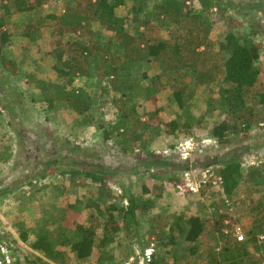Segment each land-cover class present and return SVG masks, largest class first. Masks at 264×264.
Listing matches in <instances>:
<instances>
[{"label":"trees","instance_id":"obj_1","mask_svg":"<svg viewBox=\"0 0 264 264\" xmlns=\"http://www.w3.org/2000/svg\"><path fill=\"white\" fill-rule=\"evenodd\" d=\"M49 1L0 0V72L3 83H15L7 85V92L20 89L24 80L40 94L47 111L64 107L76 116L75 122L81 126L88 123L87 118L91 113L95 114L91 97V89L95 88L100 100L101 117L106 107L113 112V120L100 126L104 142L114 140L123 154L133 153L140 148L141 152L147 153L146 158L152 160L153 168L164 167L168 158L172 160V155L162 156L148 148L145 139L149 134H145L151 130L155 120H141L137 113L138 99L157 107L161 92L165 88L173 91L171 99L177 101L183 114H178L170 122L161 120L154 127L164 126V135L169 136L189 135L195 124L200 125L198 118L189 111V103L195 98L198 88L210 89L212 93L215 87L219 88V100L215 101L217 105L210 102L209 110L219 107L226 115L225 121L212 131V135L221 142L228 133L252 130L257 121H261L258 117L259 111L264 110V91L258 95L253 92L261 74L262 47L250 40L252 35L239 37L236 33L227 32L219 40L218 49L214 48L211 34L215 19L211 15L214 9L222 12L220 0H73L59 15L47 13ZM151 2L153 7L150 10ZM124 6H131L130 23L128 16L121 15ZM16 16L20 17L18 21L13 20ZM222 21L225 23L226 19L222 17ZM128 24H134V34L127 30ZM16 28L19 29L17 34L11 31ZM163 28L167 31L166 38L155 33ZM44 29L49 34L48 50L43 51L44 58H48L46 62L41 61L43 55L40 48V57L36 60L4 61L5 52L14 45V36L19 35L22 43L41 46L46 36ZM151 67L155 69L150 71ZM154 70L158 72L150 75L149 72ZM154 112L152 116L158 118L159 112ZM139 130L143 132L138 133ZM159 134L155 133L154 138L164 136ZM227 143L219 144L226 147ZM212 146H217V143ZM209 147L201 144L197 149L203 153ZM239 149L241 147L228 150L224 161L219 162V168L203 170L208 172L210 179L202 181L197 189L190 191L197 194L204 186H213L224 197L222 202L226 206L225 211H228L226 215L215 218L206 214L190 217L158 215L151 220L144 249L139 248V252L147 251L151 245L155 246V250L157 247L166 250L169 257L162 258L155 254L154 264H194L197 261H204L205 264L262 263L264 199L260 200V189L264 187V166L245 170L241 156L236 154ZM7 152L6 149L0 151V161L11 160L12 155ZM185 162L189 167L190 161ZM56 163L47 159L45 164L49 165H44L45 169L40 175L24 179L18 186H28L30 189L40 181L44 183L42 187L50 191V194L44 192L45 195L60 200L74 196L73 193L69 194L71 188L86 186L89 190L92 185L98 184L97 198L114 196L108 187L109 175L103 169L82 168L74 166L73 162L64 165ZM52 166H55L54 169H51ZM153 176L158 180L170 181L173 187L179 184L176 177ZM87 181L90 186L86 184ZM63 184L68 187H63ZM14 186L6 193L15 192L18 188ZM240 186L250 189L253 195H259L258 199L253 197L258 201L252 203L250 209V236L242 242L232 234L239 223L230 202ZM38 190L40 187L32 193ZM119 191L122 194L118 196L121 202L114 198L112 203L104 204L105 208L98 201L84 205L86 210H95L104 218L97 246L99 249L104 250L114 244L121 232L128 238H135L140 225L139 217L148 215L160 200L167 202L169 193L142 199L129 190ZM34 201L29 204L32 205ZM82 204L78 201L69 203L59 210L58 222H53L54 227L39 225L34 231L19 233L14 241L26 243L30 252L39 254L49 264H69L70 256L66 249L70 246L80 259H91L97 249L94 241L99 237L92 227L79 225ZM68 219L72 221L69 227L65 224ZM227 219L229 225L225 224ZM223 227L230 232L225 234ZM30 232L34 234V241L29 239ZM20 250L27 264H38L30 259L31 253H26L21 247Z\"/></svg>","mask_w":264,"mask_h":264},{"label":"rangeland","instance_id":"obj_2","mask_svg":"<svg viewBox=\"0 0 264 264\" xmlns=\"http://www.w3.org/2000/svg\"><path fill=\"white\" fill-rule=\"evenodd\" d=\"M4 1V0H2ZM6 1V0H5ZM73 0H50L46 5L47 13L60 14L63 12L65 6ZM75 1V0H74ZM221 10L214 9L212 17L215 19V27L211 34V39L214 48L218 49L219 40L227 33H236L239 37L251 36L250 40L258 46L262 47V57L260 60L261 74L259 82L256 85L254 94H259L264 91V0H220ZM198 7V5H194ZM153 7L152 2L149 3L148 9ZM226 10L224 11V8ZM122 16H128L131 20V6H124L121 9ZM222 17L226 19L225 23ZM20 17L16 16L13 20L18 21ZM221 20V21H220ZM217 23V24H216ZM127 30L134 34V24H128ZM15 34L19 29H12ZM46 32V29H44ZM157 36L163 38L167 37L165 28L155 32ZM46 32L45 39L41 42V46L32 43H22L18 36L14 40V45L8 49L4 54V61L10 59L22 60L21 62L36 60L40 57L38 48L43 51L48 50ZM106 38V36H104ZM48 58L41 61L46 62ZM26 60V61H24ZM24 67L25 64L22 63ZM153 67L150 71H153ZM158 72H149L150 75ZM0 72V151L6 149L7 153L12 155L8 162L0 161V232L7 233L10 237H18L19 233L23 231H34L41 226L54 227L53 222L59 218V210L67 207L69 203L76 201L83 203L82 211L79 218V225L85 228L92 227L97 231L98 237L94 241L97 248L100 242L102 233L101 217L95 210H86L84 205L96 204L98 201L103 204L112 203L116 198L121 202L119 189L129 190L132 194H137L142 199L154 198V195L162 193L167 194L175 191L177 200L178 196L185 194L192 201L194 209H190L185 216L203 215L209 217H220L226 215L225 204L222 202V194H220L213 186L206 185L201 188L197 194H191L192 189H197L198 184L202 181H207L210 178L205 169L219 168L220 161H224L228 150L241 147L236 153L241 156L245 165V170L251 167L264 166V110L259 111L258 123L252 130L237 131L236 133H228L222 138V142L212 135V131L221 122L225 121L226 115L219 107H212L210 110V102H215L218 99L219 88L215 87L214 92L206 88H198L196 96L189 103V111L195 115L200 121V125L195 124L189 131V135L176 134L164 135L165 129L163 127L154 128L159 125L161 120L163 122H170L177 118L178 114H183L180 105L173 98V91L165 88L158 97L157 107L151 102L138 99L139 107L137 113L142 121L153 119L155 120L151 130L146 132L148 148H151L154 153L162 156L172 155V160L168 158L164 167H152L151 161L146 158L147 153L141 152L140 148L133 153L123 154L114 140L104 142L103 134L100 129L102 123L112 121L113 112L109 111L108 107L103 109L104 116L101 117L100 100L94 89H91V97L93 100V113L87 118V124L78 126L75 122L76 116L69 112L64 107H58L53 110H48L43 105L40 94L30 88V86L23 80L21 88L12 89L7 92L6 87L9 84H15L8 81L7 84L2 82ZM77 81L75 82V86ZM20 84H18L19 86ZM168 86V85H167ZM94 87V86H93ZM40 93V92H39ZM213 97V99H211ZM219 100V99H218ZM257 107V106H256ZM159 112L158 118L152 116L154 111ZM258 112V111H257ZM152 120V121H153ZM112 125V124H111ZM141 128V127H139ZM138 128V129H139ZM139 130L138 133H142ZM160 132L159 136L162 138H154L155 133ZM164 132V133H163ZM151 139H154L151 141ZM208 140V141H207ZM144 141V140H143ZM217 146H212L213 143ZM228 142L226 147L219 143ZM144 143V142H143ZM191 146H190V144ZM202 143L210 145L209 149L203 153L198 152V147ZM139 146V140L137 141ZM151 146V147H150ZM197 150V152H196ZM55 155H53V153ZM58 158V159H57ZM47 159L56 164H67L73 162L74 166L90 169L92 167L101 168L109 175L108 187L113 192L114 196L111 198H97L98 184L92 185L88 190L86 186H80L79 189L71 188L69 194L73 193V197H63L58 200L52 195L47 196L44 192L50 191L44 189L40 181L34 183L28 189V186H18L23 183L24 179H29L35 175H40L45 169L44 165ZM190 161L189 167L185 161ZM64 163V164H63ZM191 163V165H190ZM222 164V163H221ZM52 166L51 169H54ZM149 169H152L150 172ZM154 174L160 176L176 177L179 184L173 187L168 180H158L153 178ZM59 181V180H58ZM57 181V182H58ZM87 185L89 182H86ZM13 185L16 191L13 193H6V190ZM38 190L35 193V190ZM63 187H68L63 184ZM55 187H53V190ZM75 190V192H73ZM116 190V191H115ZM261 199H264V187L260 189ZM118 194V195H117ZM185 196V197H186ZM78 197V198H77ZM259 195H253L250 189L245 186H240L230 199L233 207V215L238 221L239 225L243 227L244 236L246 239L250 236V229L252 226V217L250 209L252 203L258 201ZM184 198V197H180ZM36 199V201H34ZM34 201L32 205L29 203ZM163 200L159 201L154 210H151L148 215H141L139 217V228L135 238L126 237L124 232L116 236L115 243L109 245L108 248H97L91 259L82 260L78 253L72 247H67L66 251L70 256L69 264H134L133 257L139 248L144 249V239L151 229V220L158 215H166V208L162 205ZM264 205V203H262ZM55 205V207H53ZM174 207L175 204H172ZM30 207L31 210L30 211ZM35 210L33 211V209ZM85 209V210H84ZM48 211L47 213H45ZM167 216V215H166ZM64 222V221H63ZM65 224L69 227L72 225L71 219H68ZM159 224V223H158ZM36 227V228H35ZM76 227V226H75ZM34 234L30 232L29 239L34 241ZM17 242H19L17 240ZM22 249L30 254V259H33L38 264H49V262L37 253L30 252V247L20 241ZM166 250L158 248L154 254L164 258L169 257ZM264 255V253H263ZM41 261V262H40ZM194 264H205L204 261H197ZM264 264V256L262 263Z\"/></svg>","mask_w":264,"mask_h":264},{"label":"built area","instance_id":"obj_3","mask_svg":"<svg viewBox=\"0 0 264 264\" xmlns=\"http://www.w3.org/2000/svg\"><path fill=\"white\" fill-rule=\"evenodd\" d=\"M210 143L214 144L213 141ZM202 144L204 145L205 143ZM208 145H212V144H208ZM219 182L221 181H216V183ZM234 232H235V237L239 242L245 240L244 232L241 226H236L234 228ZM14 239H15L14 237H10L9 235L6 236V233L0 232V264H27L23 256V253L20 250L21 247L20 241L17 242L14 241ZM154 252H155L154 245H151L150 248L145 252H136L135 257H133L134 264H154V255H155Z\"/></svg>","mask_w":264,"mask_h":264},{"label":"crops","instance_id":"obj_4","mask_svg":"<svg viewBox=\"0 0 264 264\" xmlns=\"http://www.w3.org/2000/svg\"><path fill=\"white\" fill-rule=\"evenodd\" d=\"M185 196H186L185 194H181L178 196V200H177L176 198H174V197H176L175 191L168 193L167 202H165V200H164V202L162 203V205L165 206L166 210H168V212H166V215H183L184 213H188L190 209H194L192 206V201L190 199L188 200L187 196L186 197ZM180 197H184V198H180ZM172 204H175V206L173 207ZM193 216H199V215L193 214ZM229 223H230V221L228 219L225 220L226 225H229ZM238 226H240V225H238ZM242 229H243V227H242ZM223 232L225 234H228L230 231L228 228L223 227ZM232 234L235 237L234 229L232 231Z\"/></svg>","mask_w":264,"mask_h":264}]
</instances>
